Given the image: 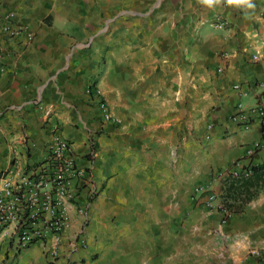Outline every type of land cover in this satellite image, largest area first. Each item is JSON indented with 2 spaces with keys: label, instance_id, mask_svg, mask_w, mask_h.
<instances>
[{
  "label": "crops",
  "instance_id": "crops-1",
  "mask_svg": "<svg viewBox=\"0 0 264 264\" xmlns=\"http://www.w3.org/2000/svg\"><path fill=\"white\" fill-rule=\"evenodd\" d=\"M252 2L0 0V173L38 165L57 133L89 175L83 193L97 188L83 216L70 208L56 258L3 248L0 264H264V175L225 220L194 191L218 196L234 161L264 164V149L246 153L259 123L230 118L263 91L264 0ZM6 19L26 31L9 38Z\"/></svg>",
  "mask_w": 264,
  "mask_h": 264
},
{
  "label": "built area",
  "instance_id": "built-area-1",
  "mask_svg": "<svg viewBox=\"0 0 264 264\" xmlns=\"http://www.w3.org/2000/svg\"><path fill=\"white\" fill-rule=\"evenodd\" d=\"M223 28L225 23H216ZM2 33L9 38L20 36L26 29L18 24L5 20ZM254 55L253 59H257ZM239 88V84L234 85ZM260 99L254 105L238 103L231 114L232 122L248 129L257 121L261 128L259 138L252 141L247 155H254L264 149V80ZM98 107L105 121L114 125L120 121L110 111L104 100H98ZM91 146V147H90ZM92 142L89 153L94 155ZM252 174L250 165H243L240 160L219 171L217 177L224 181L227 178H246ZM89 175L81 167L73 153L69 140L55 133L45 147L43 160L28 171L10 169L0 173V251L10 253L13 261L33 245H38L53 259L58 255V242L61 235L69 227L70 208L75 206L80 215L85 214L87 199L94 196L97 188L93 187L83 193ZM201 185L195 187L197 194L206 193L205 202L209 208L219 209L217 195ZM84 194V204L80 203ZM217 202V203H216ZM221 211V210H220ZM223 220L225 212L221 211ZM84 246V240L79 239ZM254 255H261L253 251ZM261 256H264L263 254Z\"/></svg>",
  "mask_w": 264,
  "mask_h": 264
},
{
  "label": "trees",
  "instance_id": "trees-1",
  "mask_svg": "<svg viewBox=\"0 0 264 264\" xmlns=\"http://www.w3.org/2000/svg\"><path fill=\"white\" fill-rule=\"evenodd\" d=\"M252 174L246 178H227L222 182L221 193L217 196L219 210L225 217L233 215L242 203L248 201L257 192L261 176L264 175V164L252 167ZM252 188V189H251Z\"/></svg>",
  "mask_w": 264,
  "mask_h": 264
},
{
  "label": "clouds",
  "instance_id": "clouds-1",
  "mask_svg": "<svg viewBox=\"0 0 264 264\" xmlns=\"http://www.w3.org/2000/svg\"><path fill=\"white\" fill-rule=\"evenodd\" d=\"M197 2L208 9H214L219 5H225L236 9H253L255 7L252 0H197Z\"/></svg>",
  "mask_w": 264,
  "mask_h": 264
},
{
  "label": "rangeland",
  "instance_id": "rangeland-1",
  "mask_svg": "<svg viewBox=\"0 0 264 264\" xmlns=\"http://www.w3.org/2000/svg\"><path fill=\"white\" fill-rule=\"evenodd\" d=\"M243 103H245V101H243Z\"/></svg>",
  "mask_w": 264,
  "mask_h": 264
}]
</instances>
